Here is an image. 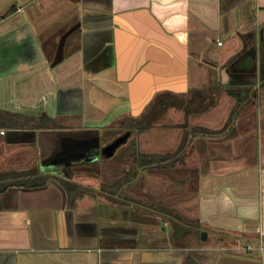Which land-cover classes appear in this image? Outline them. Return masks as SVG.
<instances>
[{"label":"crops","instance_id":"obj_1","mask_svg":"<svg viewBox=\"0 0 264 264\" xmlns=\"http://www.w3.org/2000/svg\"><path fill=\"white\" fill-rule=\"evenodd\" d=\"M0 109L64 131L151 113L175 129L152 153L184 144L155 168L185 169L195 194L194 215H166L158 191L147 212L169 229L109 245L102 201H69L53 180L5 186L56 163L0 119V264H264V0H0ZM192 220L213 244L187 234Z\"/></svg>","mask_w":264,"mask_h":264},{"label":"rangeland","instance_id":"obj_2","mask_svg":"<svg viewBox=\"0 0 264 264\" xmlns=\"http://www.w3.org/2000/svg\"><path fill=\"white\" fill-rule=\"evenodd\" d=\"M233 107L235 108V105ZM233 110L234 109H232L231 112H233ZM214 113H216L217 116L214 115ZM219 113H220V109L216 112H212L213 116L221 117ZM149 115L150 117L148 118L145 116L144 119L142 120L139 119L140 123L143 125L145 124L147 125L149 121H152L151 113ZM174 130L175 129H166V130L153 129L151 128V126H149L148 129L143 131L135 130L131 134L127 144L125 145H133V146L136 145V148L138 150L146 151L148 153L154 152L159 147H164L167 150L170 149L172 146H174L173 145L174 144L173 142L175 141ZM34 147H35L34 151H36V149L41 147L40 143L39 142L35 143ZM120 150H123V148L121 147L118 150L116 156L119 154ZM133 150L128 149V151L125 152L124 157H122L121 159H115L114 156V157H110L109 159L101 158L98 160V162L95 163L85 162L79 165H70L73 168H76L77 170L74 172V174H71V179L81 182L82 185L84 186L89 185V187L91 188L89 191L90 193H86V194H88L89 199L94 198L97 199L99 202L102 201L101 203L103 204L102 207L104 208L103 210L105 216L108 217L111 216L112 218L116 217L117 219L120 220L123 216L122 210H124L123 208L125 205H122L121 203H119V200L117 198L111 196L115 195L113 191H116L118 187L116 185L117 181L128 172V169H130V162H131L130 155L132 154L131 152ZM178 157L181 156L179 155ZM42 158L43 157L41 158L39 157L40 160H42ZM182 160L183 159H175V161H181V162ZM155 167L156 166L154 167L151 166L149 168L144 169L143 172L144 185H142L143 187L139 186L138 189L136 184H135L136 186L130 184L127 187V189L123 190L122 192V194L128 193L130 196H140L141 197L140 201L143 204L141 207H145L141 209L140 207H135L133 205H130L128 207L125 206L128 210L127 212L125 211L124 213L125 214L123 217L124 219L122 223L118 221L120 223L119 225L132 226L134 228V235L138 234V236H140V239L138 240L139 242L141 241L140 243L147 242L148 240L149 243L153 242L151 238L148 237L152 235L155 229L158 228L161 229L165 228L167 230L169 229L168 227L169 224L167 226V224L164 223L163 218L159 219V216L151 215L150 213L147 212L150 210L151 206L155 208V205H157L158 202H156L155 199L157 198L159 192H161L159 196L164 200V202H166V204H169L170 201L174 202L173 205L175 206L174 207L171 206V209L172 208L176 209L175 207L177 205L178 208L181 209L180 211L184 212L183 214H187V215L195 214V208L194 207L191 208V206H188L187 204L188 200L190 201L192 199V201H194L195 194L193 192L185 191L186 184L183 181L185 180L183 176L185 177L187 176L185 169L183 170V168H179V167H174V168L169 167L168 169L163 170ZM66 168L67 167L62 164L55 165V170L59 172H64ZM138 181L139 179L135 183H138ZM133 189H135V191L138 190L136 192L139 193H134ZM141 190L145 194H150L151 197H147L144 194L142 195L140 193ZM156 200L158 201V198ZM180 211H178V214L182 215V212ZM127 213L128 215L129 214L130 215L128 216ZM105 222L108 223L109 219L107 218ZM109 223L112 224L113 222H109ZM189 223L192 224V227L191 230L187 232V234L190 235L196 234L197 240H199L200 243H203L205 245L213 244L215 237L212 232L208 233L206 230L200 229L198 223H196V221L194 220H192V222L190 221ZM182 224L186 226L185 223ZM203 232H207L208 234L207 239H203ZM144 235H146V237ZM142 237H145V239H142Z\"/></svg>","mask_w":264,"mask_h":264},{"label":"flooded vegetation","instance_id":"obj_3","mask_svg":"<svg viewBox=\"0 0 264 264\" xmlns=\"http://www.w3.org/2000/svg\"><path fill=\"white\" fill-rule=\"evenodd\" d=\"M115 119L107 121L106 123L94 125L91 127H82V128H74L70 129L68 131L62 130V128L59 127V124L56 123V126L51 127H45L42 129H50L54 130L52 132L44 133L41 136V139L44 143H42L38 136L36 138L35 131L30 132L29 135H26L25 138L29 142H39L40 143V152L42 154L43 160L47 162H52L56 164H62L65 165L67 168L64 172H59L57 170H48L47 172H44L43 175L47 176V179L45 183L37 185V186H44L48 184L50 181H55L57 184H59L61 187L64 188L66 191L67 198H69L67 187H71V185L75 183H81L78 181H75L71 179V174H74L76 168H73L70 165H79L85 162H98L99 159H109L110 157H114L115 159H121L124 157L125 152L128 151V149H134L130 155V158L132 159V156L136 153H138L140 150L136 148V145H125L127 144L129 137L131 134L137 130V131H143L140 129V126L142 124L140 123V120H133V125H127V124H118L113 123ZM118 139H124L116 148L115 152L110 156H105V153L107 152V147L115 142ZM37 140V141H36ZM133 142V141H132ZM123 148V150H120L119 154L116 156L118 150L120 148ZM143 152V151H140ZM87 154L88 159L86 161H79L77 160V155L80 154ZM131 163V162H130ZM156 166V165H155ZM154 167V166H153ZM129 170V169H128ZM144 169H139L136 172V176L131 181L130 184L137 185V188L143 187L142 185L144 182ZM139 179L138 183H135ZM128 182V181H126ZM127 184L125 189L130 185ZM135 185V186H136ZM35 187V186H33ZM139 189V188H138ZM138 191V190H136ZM135 189H133L134 193L136 192ZM140 193L143 195H146L147 197H151L150 194H145L142 190ZM119 200V203L126 204L129 206L133 205L135 207H140L142 202L140 196H130L128 193L121 194L118 197H115ZM144 199V198H142ZM157 202V200L155 199ZM118 203V204H119ZM172 203L169 202V204H166L163 206L164 213L166 215H171L172 212H174V209H171ZM157 206V205H155ZM150 207V206H149ZM174 207V206H172ZM151 208H154L151 206ZM122 210L123 216L120 219H117L116 217H106V219H109V222H103L101 227V232L104 238L106 239V242L109 245H124L126 241V236H132L134 235V228L132 226H123L119 225L123 221L124 213L127 212V208L124 206ZM129 212V211H128ZM128 215V213H127ZM130 215V214H129ZM128 215V216H129ZM127 216V217H128ZM120 221V223L118 222ZM117 222V223H116ZM121 240V242H120ZM108 263V262H107Z\"/></svg>","mask_w":264,"mask_h":264},{"label":"trees","instance_id":"obj_4","mask_svg":"<svg viewBox=\"0 0 264 264\" xmlns=\"http://www.w3.org/2000/svg\"><path fill=\"white\" fill-rule=\"evenodd\" d=\"M232 94L238 99L239 102L243 98V94L239 91H232ZM0 119L2 120V124H6V126L12 127V128L18 127V128L32 129V128H45V127L56 126V121L54 117L49 115L48 113H43L38 116V115L23 114L19 112H11V111L0 109ZM133 120H137V119L133 117H120V118L115 119L113 123L127 124L131 126L135 123ZM151 122L152 121H149L147 125L145 124V125L140 126V129L141 130L147 129L149 126H151ZM29 129L15 130V131L13 130V132L29 135L31 132L29 131ZM183 147H184V144L180 150H177L173 153L154 154V153L139 151L138 153L134 154L131 159L130 169L125 175H123V177H121L117 181L116 185L118 187L116 191H113L115 195L111 197H118L122 194L123 190H125L126 185L130 184L131 181L136 176L137 170L142 169V168L146 169L151 166L153 167L155 165H158V164H162L161 166H168L169 164H175L174 161L176 159V156L181 152ZM5 175L15 177V179L5 184L6 187H8L9 185L37 186V185L45 183L47 179L46 175H43V173L37 172L35 170L27 172L25 175L26 176L25 179H24V174L22 172L13 173V174L5 173ZM90 189L91 188L89 187V185L84 186L82 185V183H75L71 185V187L70 186L67 187L68 195H69L68 200L74 201L75 199L84 196L86 193H90L89 192Z\"/></svg>","mask_w":264,"mask_h":264},{"label":"water","instance_id":"obj_5","mask_svg":"<svg viewBox=\"0 0 264 264\" xmlns=\"http://www.w3.org/2000/svg\"><path fill=\"white\" fill-rule=\"evenodd\" d=\"M54 130H50V129H42L40 132H39V135L41 136L42 134L44 133H48V132H52ZM124 139H118L116 140L115 142H113L112 144H110L108 147H107V152L105 153V156H110L112 155L117 146L123 141ZM77 160L79 161H86L88 159V155L87 154H80V155H77ZM207 237V232H203V238H206Z\"/></svg>","mask_w":264,"mask_h":264},{"label":"built area","instance_id":"obj_6","mask_svg":"<svg viewBox=\"0 0 264 264\" xmlns=\"http://www.w3.org/2000/svg\"><path fill=\"white\" fill-rule=\"evenodd\" d=\"M219 43H222V41H220ZM6 132V130L5 129H0V133H5Z\"/></svg>","mask_w":264,"mask_h":264}]
</instances>
